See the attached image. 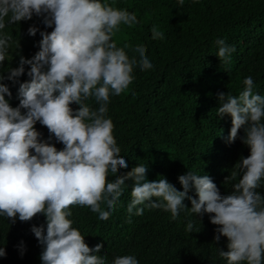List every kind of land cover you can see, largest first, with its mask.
Returning a JSON list of instances; mask_svg holds the SVG:
<instances>
[{"label": "clouds", "instance_id": "9594fccd", "mask_svg": "<svg viewBox=\"0 0 264 264\" xmlns=\"http://www.w3.org/2000/svg\"><path fill=\"white\" fill-rule=\"evenodd\" d=\"M184 0H179L183 5ZM35 14L42 17L45 27L41 31L39 50L30 58L20 57L19 66L8 71L7 79L16 82L25 73L29 80L19 84L16 107L10 106L5 94L11 95L6 84L0 83V215L14 223L18 217L25 222L38 214L46 218L44 225L31 227V232L42 246V264H106L95 255L102 245L89 247L81 232L72 227L70 206L89 207L100 220H107L110 212L101 207L106 203L111 210L122 195L125 181L131 179V203L128 212L136 208V215L144 209L160 208L175 219L181 209L210 215V222L219 227L218 235L227 237L228 251H219L228 264H262L264 260V196L258 188L264 178V97L253 93V79H244V90L238 96L218 93L220 105L217 116L231 117L228 142H234L243 127L242 143L248 146L249 155L236 164L238 171L231 173V194L222 195L208 175L187 171L178 176L182 191L167 179L149 182L147 167L137 165L122 176L116 175L127 162L120 156V148L112 134L113 123L106 118L110 91L120 95L132 83L135 57L129 59L124 48H118L112 36L123 23L131 27L137 23L135 13L120 10L100 0H0V29L9 23L30 20ZM28 28L29 35L37 32ZM153 39H163L157 26L151 28ZM216 56L223 60L235 51L223 39ZM8 37H0V63L5 61ZM139 67L151 69L153 65L145 55L146 48L137 45ZM5 77L0 75V81ZM94 96L99 103L92 110L83 101ZM78 108L74 111L71 105ZM21 109L24 111L22 112ZM39 122L53 137L62 143L54 144L40 139L35 128ZM109 172L115 179L109 182ZM229 177H226L227 179ZM194 188L196 196L188 195ZM158 198L152 200V198ZM187 198L191 207L183 201ZM186 231H193L188 222ZM0 248V257L5 256ZM112 264H138L134 256L114 258Z\"/></svg>", "mask_w": 264, "mask_h": 264}, {"label": "trees", "instance_id": "16d2710c", "mask_svg": "<svg viewBox=\"0 0 264 264\" xmlns=\"http://www.w3.org/2000/svg\"><path fill=\"white\" fill-rule=\"evenodd\" d=\"M120 10L135 13L137 23L125 24L112 36L118 48H124L129 59L136 58L132 83L120 95L110 91L106 118L113 123L112 134L120 156L127 162L116 175L122 176L137 165L147 167L146 179L168 180L177 190H183L178 176L187 171L208 175L220 193L231 194V173L238 171L236 164L247 157L249 148L242 143L244 129L238 130L234 142H228L231 117L217 116L220 105L218 93L238 96L244 90L243 81L251 76L253 93L264 97V0H100ZM0 29V37H8L5 61L0 63V81L8 86L11 95L5 94L10 106L19 104V84L30 78L25 73L16 82L7 79L8 71L19 66L20 57L30 59L39 50L40 33L51 32L45 27L42 17L33 14L30 20L9 23ZM157 26L164 33L163 39H153L151 28ZM38 30L29 35L28 28ZM234 47L226 59L216 56L218 40ZM137 45L146 48L145 55L153 65L151 69L139 67ZM92 110L99 108L94 96L83 101ZM75 111L78 105H71ZM23 112L24 110L21 109ZM264 123V117L261 120ZM35 128L40 139L48 141L49 132L39 122ZM59 150L62 143L55 138L48 141ZM226 177H229L225 179ZM115 175L109 172L112 182ZM133 181L128 179L122 186V195L109 210L106 203L101 207L109 211L107 220H100L89 207L70 206L72 227L84 236L91 248L102 245L95 255L112 264L118 256H134L138 264H228L219 251H228L227 237L214 239L218 225L210 222V215L202 216L181 209L173 219L171 213L160 208L137 205L143 208L136 215V208L128 212L131 203ZM256 191L264 196V178ZM188 195L196 196L194 188ZM158 198L153 197L152 200ZM183 203L191 207L189 199ZM193 231H186L188 222ZM33 225H44L46 218L38 214L22 222L17 217L13 223L0 215V248L6 255L0 264H42V246L31 232ZM240 264H247L246 261ZM264 264V260H262Z\"/></svg>", "mask_w": 264, "mask_h": 264}]
</instances>
